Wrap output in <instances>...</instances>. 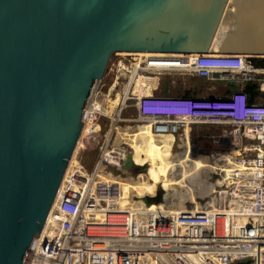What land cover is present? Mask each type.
<instances>
[{
	"label": "water",
	"instance_id": "95a60500",
	"mask_svg": "<svg viewBox=\"0 0 264 264\" xmlns=\"http://www.w3.org/2000/svg\"><path fill=\"white\" fill-rule=\"evenodd\" d=\"M121 51L264 58V0H0V264L35 247Z\"/></svg>",
	"mask_w": 264,
	"mask_h": 264
},
{
	"label": "built area",
	"instance_id": "2783aa9c",
	"mask_svg": "<svg viewBox=\"0 0 264 264\" xmlns=\"http://www.w3.org/2000/svg\"><path fill=\"white\" fill-rule=\"evenodd\" d=\"M256 59L264 58L236 54L196 65L187 61L171 69L237 86L253 83L260 93L254 102L242 90L226 92L224 97L162 93L134 98L137 122L153 123L155 133L179 135L180 126L208 124L223 128V135L235 143L240 155L233 161L238 164L227 168L219 164L213 198L206 197L198 210L180 213L155 205L135 209L137 202L126 193L134 209L117 211L113 181L100 176L112 180L114 171L127 170L123 163L132 149L113 146L111 141L106 144L108 132L121 121L123 106L109 117V131L91 169L80 162L68 166L50 217L25 264H69L71 258L79 264H141L147 258L154 264H244L246 260L264 264V66ZM212 60L223 68L208 67ZM141 66L136 77L150 71ZM128 94L126 103L131 100ZM98 117L104 116L87 109L85 124Z\"/></svg>",
	"mask_w": 264,
	"mask_h": 264
},
{
	"label": "rangeland",
	"instance_id": "374dc122",
	"mask_svg": "<svg viewBox=\"0 0 264 264\" xmlns=\"http://www.w3.org/2000/svg\"><path fill=\"white\" fill-rule=\"evenodd\" d=\"M197 56L199 55L115 53L110 58L102 80L96 85L88 110L104 117H98L97 121L84 125L69 165L80 162L85 169H91L99 146L109 131V117L115 116L113 112L119 113L124 106L120 123L115 131L113 127L108 132L106 140V144L111 141L113 146L125 144L130 151L132 149V152L126 155L130 156L134 163L133 169L114 171V177H110L112 180L107 179L113 181L111 183L117 190L115 196H112V201L118 206V212H129L125 207L124 190L131 191L128 193L137 197L138 209L148 204L157 208H162L165 204L167 208H176L180 202L188 211L198 210L201 201H205L208 196L214 197L212 193L217 179L214 171L219 164L220 167L226 168L238 164L233 159L240 155V152L235 148V143L223 135L221 127L190 124L180 126L181 133L173 135L155 133L151 122H137V101L134 98L140 95L162 94L166 91L172 95L190 92L202 97H223L227 94L224 84L228 85L231 91L238 89V86L232 85L234 82H214L194 72L170 70L181 68L187 61L196 65L197 61L194 59ZM119 60L122 61L118 67ZM142 64L150 71L136 77V72ZM208 64L221 66L216 65L214 60ZM117 78L115 87L113 85ZM129 92L131 100L126 103ZM221 149L226 152L221 154ZM118 150L120 149H116ZM175 175H178L181 185V200L178 196L174 199L171 195ZM69 264L79 262L71 258ZM244 264H250V260H246Z\"/></svg>",
	"mask_w": 264,
	"mask_h": 264
},
{
	"label": "bare ground",
	"instance_id": "6f19581e",
	"mask_svg": "<svg viewBox=\"0 0 264 264\" xmlns=\"http://www.w3.org/2000/svg\"><path fill=\"white\" fill-rule=\"evenodd\" d=\"M122 52H124V53H144V52H146V51H140V52H125V51H121V52H119V53H122ZM147 53H149V52H147ZM155 54H177V55H198L197 53H188V54H180V53H155ZM230 55V54H229ZM232 55H236V54H232ZM226 59V58H225ZM208 67H210V68H212V69H218V68H223V66H208ZM167 70H169V69H167ZM171 70V69H170ZM98 82L99 81H97L96 82V84H95V86L93 87V89H92V91H91V95H90V98H89V100H88V105H89V102H90V99H91V97H92V94H93V92H94V90H95V87H96V85L98 84ZM246 84L247 83H244V84H241L240 86H238V89H235V90H233V91H240V90H242L244 93H246V95H247V97H248V100H249V94H247V92L244 90V87L246 86ZM237 86V85H236ZM226 92H231V90H229L228 89V86H227V89H226ZM190 97H202V96H197V95H192V96H190ZM224 97V96H223ZM249 102H251L250 100H249ZM254 102V101H253ZM88 105H87V109H88ZM183 127V126H182ZM158 134H160V133H158ZM103 153H104V151H103ZM101 158H102V156H101ZM67 171V170H66ZM66 173V172H65ZM65 176V175H64ZM64 178V177H63ZM102 179H104V180H107V179H105L104 177H102ZM181 190V185H180V182H179V177H178V175H175L174 177H173V185H172V191H173V193L171 194L172 195V198H176L177 196H178V199H180L181 200V194H179V191ZM128 192H131V191H125V194L126 193H128ZM179 194V195H178ZM124 199H125V207H126V209H128L129 211H132L134 208H133V205L130 203V201L126 198V197H124ZM168 200H170V199H168ZM168 200H166V203L168 202ZM134 203V202H133ZM137 205H138V203H136V205H135V209H138L137 208ZM124 207V208H125ZM164 210L165 211H169V212H179L180 211V213H186V211H188L187 209H186V207H182L181 206V204H180V202H179V204H178V206L176 207V208H173V207H170V208H167L166 207V204H165V206H164ZM49 217V216H48ZM70 263H72V260L70 261ZM142 264H154L153 263V260H152V258H148L147 259V261L146 262H142Z\"/></svg>",
	"mask_w": 264,
	"mask_h": 264
},
{
	"label": "trees",
	"instance_id": "16d2710c",
	"mask_svg": "<svg viewBox=\"0 0 264 264\" xmlns=\"http://www.w3.org/2000/svg\"><path fill=\"white\" fill-rule=\"evenodd\" d=\"M235 55H231L229 57H223L227 59H232ZM255 63L259 66H264V59H256ZM232 85H234V87H236L235 83H232ZM244 90L247 92V94H249V100L251 102L255 101L258 97V95L260 94L259 91L257 90V87L255 84L253 83H247L246 86L244 87ZM165 93H167L165 91ZM184 96H192V93L190 92H186L184 94Z\"/></svg>",
	"mask_w": 264,
	"mask_h": 264
},
{
	"label": "clouds",
	"instance_id": "9594fccd",
	"mask_svg": "<svg viewBox=\"0 0 264 264\" xmlns=\"http://www.w3.org/2000/svg\"><path fill=\"white\" fill-rule=\"evenodd\" d=\"M199 56H197L196 57V59H194V60H196L197 62L198 61H202V62H208V61H206V60H209V59H221L222 57V55H217V54H198ZM241 55V54H240ZM163 93H165V92H163ZM165 94H167V93H165Z\"/></svg>",
	"mask_w": 264,
	"mask_h": 264
},
{
	"label": "flooded vegetation",
	"instance_id": "af4514ba",
	"mask_svg": "<svg viewBox=\"0 0 264 264\" xmlns=\"http://www.w3.org/2000/svg\"><path fill=\"white\" fill-rule=\"evenodd\" d=\"M125 191H126V190L123 191L124 194H125Z\"/></svg>",
	"mask_w": 264,
	"mask_h": 264
}]
</instances>
